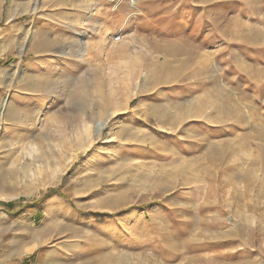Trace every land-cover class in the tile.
I'll use <instances>...</instances> for the list:
<instances>
[{
  "label": "rangeland",
  "instance_id": "374dc122",
  "mask_svg": "<svg viewBox=\"0 0 264 264\" xmlns=\"http://www.w3.org/2000/svg\"><path fill=\"white\" fill-rule=\"evenodd\" d=\"M35 1L0 0V264H264V0Z\"/></svg>",
  "mask_w": 264,
  "mask_h": 264
},
{
  "label": "bare ground",
  "instance_id": "6f19581e",
  "mask_svg": "<svg viewBox=\"0 0 264 264\" xmlns=\"http://www.w3.org/2000/svg\"><path fill=\"white\" fill-rule=\"evenodd\" d=\"M39 3H40V0H36L35 1V5H34V8H33V12L36 11L38 9V6H39ZM33 7V6H32ZM76 34L81 37L84 35L81 34V32H78V31H75ZM74 32V33H75ZM33 35H34V31L32 30V28H29L26 30L25 32V35L23 37V41H22V44L19 45V53L22 54L26 51V48H27V43L29 41V39L33 38ZM85 45V48L86 46L88 45L87 43H84ZM15 71L12 73V80L14 79V81H17L18 79V73H19V69H20V65L19 64H16L15 65ZM8 104H9V95H5L3 97V99L1 100V109H0V119L3 120V117L5 115V112H6V109L8 107Z\"/></svg>",
  "mask_w": 264,
  "mask_h": 264
},
{
  "label": "built area",
  "instance_id": "2783aa9c",
  "mask_svg": "<svg viewBox=\"0 0 264 264\" xmlns=\"http://www.w3.org/2000/svg\"><path fill=\"white\" fill-rule=\"evenodd\" d=\"M120 40V37L118 36V37H116L115 39H114V42H117V41H119Z\"/></svg>",
  "mask_w": 264,
  "mask_h": 264
}]
</instances>
